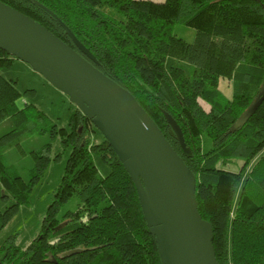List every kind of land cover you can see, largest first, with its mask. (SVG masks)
Instances as JSON below:
<instances>
[{
    "label": "trees",
    "instance_id": "16d2710c",
    "mask_svg": "<svg viewBox=\"0 0 264 264\" xmlns=\"http://www.w3.org/2000/svg\"><path fill=\"white\" fill-rule=\"evenodd\" d=\"M0 2L79 53L62 23L91 63L149 115L195 178L217 264H264V100L239 123L264 87V0ZM176 26L192 30L193 41L177 37ZM13 61L0 50V69ZM221 79L229 82V99ZM19 97L16 81L0 75V124L13 122L0 148L41 124L39 134L60 138L70 154L38 236L24 250L9 237L0 264H162L132 180L91 119L73 107L67 127L57 128L31 104L18 109ZM50 148L48 142L30 153L27 181L0 155V184L14 200L0 215V231L27 201ZM72 199L74 210L59 217Z\"/></svg>",
    "mask_w": 264,
    "mask_h": 264
},
{
    "label": "water",
    "instance_id": "95a60500",
    "mask_svg": "<svg viewBox=\"0 0 264 264\" xmlns=\"http://www.w3.org/2000/svg\"><path fill=\"white\" fill-rule=\"evenodd\" d=\"M58 23L79 53L0 2V50L42 76L99 129L132 180L162 264H217L212 226L197 210L194 176L134 97L102 74L91 63L94 59L89 52ZM263 100L264 87L239 123H244ZM136 167L138 176L134 175ZM145 191L157 211V220L144 198Z\"/></svg>",
    "mask_w": 264,
    "mask_h": 264
},
{
    "label": "rangeland",
    "instance_id": "374dc122",
    "mask_svg": "<svg viewBox=\"0 0 264 264\" xmlns=\"http://www.w3.org/2000/svg\"><path fill=\"white\" fill-rule=\"evenodd\" d=\"M175 34L188 43L192 42L194 38V32L182 26H176ZM0 75L7 80L16 81V89L20 94L16 101L18 109H22L26 104H31L43 114L47 124H54L57 128L67 127L68 113L74 105L63 93L31 70L28 65L14 60L10 67L0 69ZM221 83L224 82L221 80ZM218 88L226 98L231 97L229 86L220 88L218 85ZM41 126V124H37L31 131L0 148L4 165L14 167L22 180L27 181L28 171L33 164L30 153L45 143H51L49 162L31 186L27 201L18 206L15 214L0 231V249L11 236L15 237V245L20 250H24L38 236L42 220L60 183L70 154L69 148H63L60 138L50 139L48 135H40ZM12 129L13 122L10 119L4 120L0 124V137ZM95 140L99 141L100 139L95 137ZM95 163L99 173L106 174L107 167L97 159ZM13 203L11 194L6 192L0 184V215ZM75 204V199H72L60 209L58 216L60 217L67 211H73Z\"/></svg>",
    "mask_w": 264,
    "mask_h": 264
},
{
    "label": "bare ground",
    "instance_id": "6f19581e",
    "mask_svg": "<svg viewBox=\"0 0 264 264\" xmlns=\"http://www.w3.org/2000/svg\"><path fill=\"white\" fill-rule=\"evenodd\" d=\"M139 174H140L139 169L136 167L134 169V175L138 176ZM144 198L146 199V201L148 202V204L150 205V207L152 209V213L154 215V219L157 220L158 219L157 211H156L154 205L152 204V201H151V199H150V197H149V195H148V193L146 191L144 193Z\"/></svg>",
    "mask_w": 264,
    "mask_h": 264
},
{
    "label": "crops",
    "instance_id": "0c3cea01",
    "mask_svg": "<svg viewBox=\"0 0 264 264\" xmlns=\"http://www.w3.org/2000/svg\"><path fill=\"white\" fill-rule=\"evenodd\" d=\"M221 80H222L224 83H221V84H220ZM221 80H219V83H218V85H219L220 88H228V86L230 87L228 81H226V80H224V79H221ZM225 91H226V90H225Z\"/></svg>",
    "mask_w": 264,
    "mask_h": 264
}]
</instances>
